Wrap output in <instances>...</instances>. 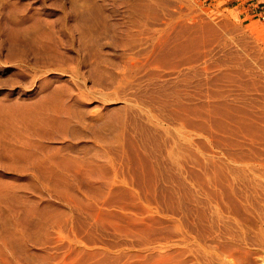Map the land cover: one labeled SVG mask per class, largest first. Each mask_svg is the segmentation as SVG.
Masks as SVG:
<instances>
[{
    "label": "rangeland",
    "instance_id": "rangeland-1",
    "mask_svg": "<svg viewBox=\"0 0 264 264\" xmlns=\"http://www.w3.org/2000/svg\"><path fill=\"white\" fill-rule=\"evenodd\" d=\"M235 4L0 0V264H264V15Z\"/></svg>",
    "mask_w": 264,
    "mask_h": 264
},
{
    "label": "crops",
    "instance_id": "crops-1",
    "mask_svg": "<svg viewBox=\"0 0 264 264\" xmlns=\"http://www.w3.org/2000/svg\"><path fill=\"white\" fill-rule=\"evenodd\" d=\"M231 2L236 3L234 7L238 9L243 20L264 15V0H231Z\"/></svg>",
    "mask_w": 264,
    "mask_h": 264
},
{
    "label": "bare ground",
    "instance_id": "bare-ground-1",
    "mask_svg": "<svg viewBox=\"0 0 264 264\" xmlns=\"http://www.w3.org/2000/svg\"><path fill=\"white\" fill-rule=\"evenodd\" d=\"M225 28V27H224ZM221 98V97H220ZM260 119V118H259ZM257 128V127H256ZM263 139V138H262Z\"/></svg>",
    "mask_w": 264,
    "mask_h": 264
}]
</instances>
